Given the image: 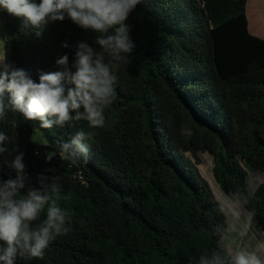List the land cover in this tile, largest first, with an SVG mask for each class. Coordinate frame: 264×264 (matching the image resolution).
<instances>
[{"label":"trees","instance_id":"1","mask_svg":"<svg viewBox=\"0 0 264 264\" xmlns=\"http://www.w3.org/2000/svg\"><path fill=\"white\" fill-rule=\"evenodd\" d=\"M248 1L140 0L126 22L136 47L129 64L113 69L115 99L102 128L72 120L44 129L12 112L0 120L9 137L0 182L15 177L9 164L23 153L21 195L40 187L39 175L57 177L58 206L71 217L42 259L17 264H197L223 253L228 217L200 172L201 152L213 157L221 190L246 199L264 231V181L248 184L249 170L264 174V38L249 31ZM96 35L67 17L25 28L0 9L4 63L37 83L41 72L64 70L56 63L64 55L74 72L80 42L102 51ZM184 127L193 134L182 135ZM81 130L91 137L88 158L62 160L60 144ZM49 152L57 153L51 161Z\"/></svg>","mask_w":264,"mask_h":264},{"label":"clouds","instance_id":"2","mask_svg":"<svg viewBox=\"0 0 264 264\" xmlns=\"http://www.w3.org/2000/svg\"><path fill=\"white\" fill-rule=\"evenodd\" d=\"M138 3L140 0H0V9L22 18L25 28L41 29L49 22L63 21L67 17L80 28L98 34L95 44L102 49L97 51L87 42L78 43L72 65L75 71L68 69V56L64 55L56 61L64 70L41 72L39 83L25 70L4 63L5 59L0 61L3 69L0 71V120L12 112L28 121H40L44 129L53 125L63 127L72 120H85L93 128L104 127V111L115 99L117 76L113 69L129 64L136 47L126 22ZM62 46L67 48L68 44L65 42ZM104 53L110 57L108 62ZM66 83L74 87L66 91ZM81 108L83 112L79 111ZM71 112L76 115L73 117ZM11 124L16 127L15 120ZM181 133L193 134L188 127L182 128ZM90 138V134L82 130L77 132L70 142L60 144V158L72 164L81 158L86 160L89 145L85 141ZM8 140L0 131V154L8 151L5 146ZM56 155L49 152L46 160L51 161ZM23 159V153L16 155L9 164L15 170V177L0 182V264H17L18 257L26 261L42 259L50 242L69 231L66 223L71 217L57 203L60 192L55 182L57 177L49 183L48 177L39 175L40 187H27L26 193L21 195L28 181ZM240 200L247 202L243 197ZM45 212L41 221V214ZM36 221L40 222L33 227ZM251 226V214L241 221L237 212L228 230L243 238L249 234ZM197 264H264V242L254 251L228 248L223 253L203 254Z\"/></svg>","mask_w":264,"mask_h":264},{"label":"rangeland","instance_id":"3","mask_svg":"<svg viewBox=\"0 0 264 264\" xmlns=\"http://www.w3.org/2000/svg\"><path fill=\"white\" fill-rule=\"evenodd\" d=\"M249 1L247 3V10L249 8ZM262 9H264V7H262ZM262 9H260V11ZM3 60H4V43L0 36V61ZM1 69L2 68H0V70ZM33 139L36 141H40L42 139L39 130H37L34 133ZM200 158H201V163L198 166L200 172L208 180L212 190L214 191L215 195L221 202L222 207L228 217V226L231 223L233 216L237 212L240 214L241 221L246 220L250 213L247 211V209L244 207V205L241 202L239 204L237 203V201L239 200L238 197L233 194H225L221 190L213 172V164H214L213 157L208 152H201ZM248 173H249L248 184L251 190L256 188V186H258L261 182L264 181L263 173L257 171H251V170H249ZM261 242H264V231L253 220V218H252V226L247 236L241 238L236 232H231L227 228V234L223 239L224 247L226 249L231 248L233 251H237V250L254 251L258 248Z\"/></svg>","mask_w":264,"mask_h":264},{"label":"crops","instance_id":"4","mask_svg":"<svg viewBox=\"0 0 264 264\" xmlns=\"http://www.w3.org/2000/svg\"><path fill=\"white\" fill-rule=\"evenodd\" d=\"M262 10H263V12H262ZM262 10L260 12V18H262V20H263V23H262L263 26H261L260 22L254 21V18L252 15V10L250 8H248V10H247V16H248V21H249V31L253 35L264 38V9H262Z\"/></svg>","mask_w":264,"mask_h":264},{"label":"bare ground","instance_id":"5","mask_svg":"<svg viewBox=\"0 0 264 264\" xmlns=\"http://www.w3.org/2000/svg\"><path fill=\"white\" fill-rule=\"evenodd\" d=\"M264 6V0H250L249 8L252 10V15L255 22H260L263 26V20L260 18V9Z\"/></svg>","mask_w":264,"mask_h":264}]
</instances>
